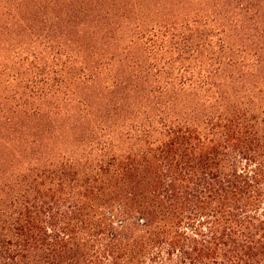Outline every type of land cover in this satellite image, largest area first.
<instances>
[{
	"label": "trees",
	"instance_id": "obj_1",
	"mask_svg": "<svg viewBox=\"0 0 264 264\" xmlns=\"http://www.w3.org/2000/svg\"><path fill=\"white\" fill-rule=\"evenodd\" d=\"M0 264H264V0H0Z\"/></svg>",
	"mask_w": 264,
	"mask_h": 264
}]
</instances>
